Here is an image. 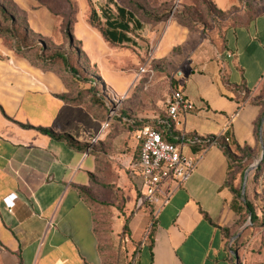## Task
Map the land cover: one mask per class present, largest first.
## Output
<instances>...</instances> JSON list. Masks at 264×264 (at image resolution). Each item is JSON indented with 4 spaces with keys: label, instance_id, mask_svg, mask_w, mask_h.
Here are the masks:
<instances>
[{
    "label": "crops",
    "instance_id": "obj_1",
    "mask_svg": "<svg viewBox=\"0 0 264 264\" xmlns=\"http://www.w3.org/2000/svg\"><path fill=\"white\" fill-rule=\"evenodd\" d=\"M12 1L27 13L35 35L63 40L61 22L46 7L35 0ZM211 1L219 14L211 31L177 20L160 45L163 54L176 53L171 55L177 66L172 90L183 91L194 110L172 130L163 126L166 105L152 122H139L164 127L160 132L174 142L182 134L206 140L227 132L233 142L256 153L261 146L256 123L264 107L252 101L264 85V0ZM82 29L89 42L95 38L89 54L99 74L92 78L103 98H88L81 105L59 98L89 86L76 84L64 64L35 66L34 54L20 57L0 39V264H103V211L114 208L117 194L130 213L138 204L135 133L144 126L125 113L108 122L109 99H124L134 80L113 71L104 57L110 43L99 32L77 24L75 34ZM39 129L68 136L85 150ZM183 153L200 159L196 171L183 185L165 184L164 191L174 193L164 207L138 208L128 224V245H133L132 253L137 246L139 264H232L235 255L224 232L235 233L233 240L244 238L245 226L239 223L245 200L227 186L231 161L217 145L204 153L194 143ZM14 197L9 212L4 200ZM149 230L151 239L145 238Z\"/></svg>",
    "mask_w": 264,
    "mask_h": 264
},
{
    "label": "rangeland",
    "instance_id": "obj_2",
    "mask_svg": "<svg viewBox=\"0 0 264 264\" xmlns=\"http://www.w3.org/2000/svg\"><path fill=\"white\" fill-rule=\"evenodd\" d=\"M110 3L108 0H41L47 5L56 15V19L61 22L63 17L66 20L70 19L74 22L73 35L76 43L73 47L64 39L56 43L53 39H46L51 48V53H63L68 59L71 57L78 58V65L82 71L83 78L96 77L99 74L98 68L94 66L90 59V50L92 42L95 38L85 39L84 29L75 34V26L91 25V14L95 10L97 17L95 23L100 30H106L107 19L117 18V5L127 8L132 11L136 19L141 22L142 28L137 29L134 23L131 24V31L128 36L131 38L130 43L108 44L105 47L108 63L113 67L115 73L133 78L131 87L126 92L124 99L120 102L111 101L109 108L116 111L117 115L126 114L135 124L152 122L156 117L160 116L165 110L166 99L171 93L173 82L177 74V66L171 63L173 57L165 55L160 51L162 38L166 34L169 26L177 22H189L192 25L199 23L208 28H213L214 23H208L206 17L210 10L208 0H114ZM167 15L164 21H156L151 16ZM151 15V16H149ZM19 18L23 20V16ZM188 19V20H187ZM97 32L98 29L94 28ZM100 33V32H99ZM178 53V51H177ZM36 58L33 61L35 66L47 68V65L40 64L38 59L40 52L30 53ZM27 55V56H29ZM145 70V73H141ZM264 87V85H263ZM262 87V89H263ZM102 88V87H101ZM124 116V115H123ZM114 120V119H113ZM119 121V119H115ZM141 120V122H139ZM264 127V124H262ZM127 129L131 126L126 127ZM264 134V133H263ZM261 157V146L259 150ZM258 158L252 165L258 162ZM254 172H252L246 182V191L244 197L251 199L256 208L258 215L264 214V189L262 185L254 191ZM244 177L241 182L243 188ZM117 201L114 208H106L103 211L102 218L99 219L100 239H101V254L103 264H139L136 262V250L132 253V244L128 245L127 236L130 235V230L125 231V225L129 224L132 216L137 212V204L132 213L125 210L124 198L117 194ZM115 197V199H116ZM252 221L248 220L243 231L244 238L230 240L229 248L238 250L239 264H264V250L259 252L260 238L264 231L251 228ZM129 229V226H128ZM151 230L146 232L145 238L149 237ZM255 236L257 240L253 246H250V241ZM264 244V237H263ZM239 246V247H237ZM253 248V252L251 249ZM132 253V254H131ZM237 263V261H236Z\"/></svg>",
    "mask_w": 264,
    "mask_h": 264
},
{
    "label": "trees",
    "instance_id": "obj_3",
    "mask_svg": "<svg viewBox=\"0 0 264 264\" xmlns=\"http://www.w3.org/2000/svg\"><path fill=\"white\" fill-rule=\"evenodd\" d=\"M37 1L41 6L46 7L49 12L56 17V15L51 11V9L43 4L41 0H35ZM110 3H114V0H108ZM209 1L210 10L208 11V16L206 17L207 22L216 24L217 18L219 14L216 12L212 1ZM117 18L107 19L106 21V30H100L98 29V26L95 23V19L97 17V14L95 10L92 11L91 14V26L93 28L98 29L100 34L103 36V38L112 44H119L122 45L124 43H130L131 38L128 36V34L131 31V24L134 23L137 27V29L142 28V24L140 21L136 19V16L132 11H129L127 8L121 7L117 5ZM23 16V20L19 18V16ZM151 16V15H149ZM166 14L164 16H151L156 21H164L166 18ZM188 20V19H187ZM185 25H192L189 22H183ZM73 26L74 22L70 19L66 20L65 17H63V21L61 20V32L63 35L64 41L69 42V44L73 47V45L76 43V40L73 35ZM0 39H3L9 48H11L18 56L20 57H27L30 53L40 52V57L38 59V62L43 65H47L48 68H51L53 66H56L60 63L64 64L66 67V72L71 75V77L75 78V83H82L83 85H89L86 89H80L78 90L77 94L74 96L66 95V96H59V98L69 104L73 105H81L83 104V101L88 98H98L102 97L103 92L102 88L100 87V84L95 82L93 78H83L81 75L82 71L80 70V66L78 65V58H75L74 56L68 59L63 53H51L52 46L49 45L47 42V38H43L42 36L35 35L29 26L28 23V17L27 13L23 10H21L12 0H0ZM99 99V98H98ZM255 105H260L264 107V87L261 90V93L252 101ZM264 118L263 116L259 119V121L256 123V135L259 138L260 130L263 129L264 133V127L262 126V120ZM166 120V119H165ZM143 126L149 125V124H142ZM165 128L167 126L163 125ZM155 127L159 128V130L165 129L164 127H160V125H155ZM133 128L131 127L130 130ZM39 131L47 135L53 139L65 141L71 148L84 151L85 147H81L75 143V141L68 137V136H57L52 131L46 130V129H39ZM162 133V132H161ZM164 140L169 144L176 145L178 142L170 141L164 137ZM264 135V134H263ZM189 140H191L195 145H198V141L200 139L191 136L187 137ZM200 146H201V152L209 149L212 144L219 146L227 155L229 160L231 161V166L233 171L229 175V179L227 182V186L230 188V190L235 194L239 199L244 198V204H243V210L245 211V214L242 216L241 221L239 223V227L245 226L251 215V221L252 226L251 228H248L247 230H252L254 228L260 229L262 232L264 231V214L263 216L258 215L256 212V208L254 206L253 201L251 199L243 197L242 196V186L241 182L243 180V177L245 175V172L249 167L252 166L254 159L258 158V160L261 158L259 156V150L256 153H253L252 150L249 147H240L236 142H233L230 135L228 133L224 134L223 136L217 138V137H211L206 140H200ZM240 179V186L238 189L234 187V184L236 180ZM253 181H254V191L257 190V187L259 185H262V188L264 189V158L260 162L259 167L254 171L253 175ZM124 230L127 231L128 225L126 224L124 227ZM253 231V230H252ZM225 239L227 246L229 248V242L233 239L235 236V233H232L230 231L224 232ZM152 231L149 234L148 239H151ZM239 247V246H237ZM230 251L235 255V257L231 258L232 264H236V259L238 256V249L233 250L232 247L229 248Z\"/></svg>",
    "mask_w": 264,
    "mask_h": 264
},
{
    "label": "built area",
    "instance_id": "obj_4",
    "mask_svg": "<svg viewBox=\"0 0 264 264\" xmlns=\"http://www.w3.org/2000/svg\"><path fill=\"white\" fill-rule=\"evenodd\" d=\"M141 73H145V70ZM193 110L192 103L183 91L172 90L166 99L167 119L163 124L172 130L181 124L182 116ZM116 115V111L110 110L108 122L110 123ZM135 139L140 148L139 158L133 167V177L139 179L137 208L145 206L162 208L169 203L174 193V190L165 192V184L167 182L185 184L199 165L200 159H192L183 153L186 145L194 143L187 135L182 134L177 137L176 145L169 144L164 140L160 130L153 126H144L137 130ZM200 142L199 140L198 143ZM214 145L213 143L212 146ZM207 150L203 152L206 153ZM13 200L9 201V198L4 200L9 212L13 211L17 198L14 197Z\"/></svg>",
    "mask_w": 264,
    "mask_h": 264
},
{
    "label": "water",
    "instance_id": "obj_5",
    "mask_svg": "<svg viewBox=\"0 0 264 264\" xmlns=\"http://www.w3.org/2000/svg\"><path fill=\"white\" fill-rule=\"evenodd\" d=\"M262 124H264V118L262 120ZM260 145H261V151H262V154H261V158H260V161L256 162L254 165H252L251 167H249L247 169V171L245 172V175H244V184H243V188H242V195L244 197L245 195V191H246V182H247V179L249 177V175L254 172L258 167H259V164L260 162L263 160L264 158V135H263V129L260 130ZM249 219L251 220V215L249 217ZM237 263L236 264H239V259L237 258L236 259Z\"/></svg>",
    "mask_w": 264,
    "mask_h": 264
}]
</instances>
